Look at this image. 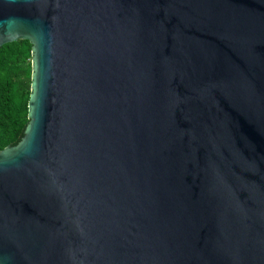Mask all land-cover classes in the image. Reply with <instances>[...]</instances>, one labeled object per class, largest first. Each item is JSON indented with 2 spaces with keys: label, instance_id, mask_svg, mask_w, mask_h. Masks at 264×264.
Instances as JSON below:
<instances>
[{
  "label": "water",
  "instance_id": "water-1",
  "mask_svg": "<svg viewBox=\"0 0 264 264\" xmlns=\"http://www.w3.org/2000/svg\"><path fill=\"white\" fill-rule=\"evenodd\" d=\"M20 39L0 264H264V0H0Z\"/></svg>",
  "mask_w": 264,
  "mask_h": 264
},
{
  "label": "trees",
  "instance_id": "trees-1",
  "mask_svg": "<svg viewBox=\"0 0 264 264\" xmlns=\"http://www.w3.org/2000/svg\"><path fill=\"white\" fill-rule=\"evenodd\" d=\"M32 44L27 39L0 47V151L17 144L29 122Z\"/></svg>",
  "mask_w": 264,
  "mask_h": 264
}]
</instances>
